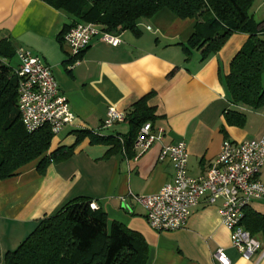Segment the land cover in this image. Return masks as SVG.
I'll list each match as a JSON object with an SVG mask.
<instances>
[{"label":"crops","instance_id":"crops-1","mask_svg":"<svg viewBox=\"0 0 264 264\" xmlns=\"http://www.w3.org/2000/svg\"><path fill=\"white\" fill-rule=\"evenodd\" d=\"M252 10L256 22L264 20V0H254ZM72 23L67 12L43 0H0V39L11 41L16 49H29L51 67L76 116L53 136L48 151L69 147L70 156L51 162L43 172L37 169V159L0 180V264L40 219L81 196L102 209L109 224L118 222L143 237L147 264H220L213 256L218 248L224 249L230 264H264V237H257L262 247L250 259L232 246L218 212L223 198L210 204L201 197L186 225L166 232L154 231L132 198L156 193L173 180L172 162L159 159L164 145L184 141L188 174L197 177L216 159L223 140L241 142L264 135V111L232 103L226 85L230 62L248 35L232 34L205 60L196 48L186 58L183 45L194 32L195 20L162 8L136 29L120 32L119 45L94 37L86 49L72 55L61 39L63 28ZM5 62L16 69L19 59L14 55ZM146 96L154 112L148 122L153 132L162 129L161 140L141 153L131 144L93 141L92 131L128 136L133 130L128 118L102 126L107 111L114 107L126 114ZM230 111L243 114L244 122L228 123ZM259 178L264 181V168ZM253 203L249 207L264 212V203L261 208Z\"/></svg>","mask_w":264,"mask_h":264},{"label":"trees","instance_id":"trees-1","mask_svg":"<svg viewBox=\"0 0 264 264\" xmlns=\"http://www.w3.org/2000/svg\"><path fill=\"white\" fill-rule=\"evenodd\" d=\"M72 16L73 23L90 22L114 34L134 30L137 24L168 8L180 18L195 20L194 32L183 48L186 58L192 48L201 59L218 52L234 33L248 35L245 44L233 56L226 85L232 103L264 111V20L253 18L254 0H43ZM15 45L0 39V180L39 159L37 169L67 158L69 147L49 152L53 134L49 127L27 132L17 107L18 76L5 62L16 55ZM147 96L133 104L125 114L133 130L128 136H101L92 131L95 142L114 146L133 145L140 127L153 118ZM227 122L241 125L245 117L236 111L227 113ZM134 127L136 129L134 130ZM242 224L254 237H264V212L246 207ZM148 246L138 233L118 222L108 223L106 213L93 205L89 197H76L55 213L39 220L30 234L13 250L5 253V264H147Z\"/></svg>","mask_w":264,"mask_h":264},{"label":"built area","instance_id":"built-area-1","mask_svg":"<svg viewBox=\"0 0 264 264\" xmlns=\"http://www.w3.org/2000/svg\"><path fill=\"white\" fill-rule=\"evenodd\" d=\"M94 37L112 46L120 44L119 35L104 31L96 24L78 22L70 27L63 41L70 54L77 55L86 49ZM19 59L15 73L18 76L17 107L27 132L49 127L57 135L64 126L73 124L76 116L68 99L59 91L51 67L40 56L26 48H18ZM125 113L111 107L103 127H110L122 120ZM162 129L152 131L150 122L138 130L133 142L141 153L152 143L161 140ZM160 160L168 159L174 167V177L153 194L132 195L144 209V218L156 232L175 231L184 227L191 209L205 196L208 203L223 198L218 212L222 224L230 232L231 244L245 258L250 259L262 243L242 224L246 207L253 200L264 199V181L259 174L264 168V135L259 139L235 142L223 140L220 151L208 170L201 176L188 174V151L184 141L164 145ZM93 205H97L93 202ZM214 259L220 264H230L223 248H218Z\"/></svg>","mask_w":264,"mask_h":264},{"label":"rangeland","instance_id":"rangeland-1","mask_svg":"<svg viewBox=\"0 0 264 264\" xmlns=\"http://www.w3.org/2000/svg\"><path fill=\"white\" fill-rule=\"evenodd\" d=\"M14 62H15V61L12 60V64H14ZM257 201H259V200H253V201H252V202H254L253 205H254L256 208H257V207H258V208H261L260 203H264V202H259V203H258Z\"/></svg>","mask_w":264,"mask_h":264}]
</instances>
